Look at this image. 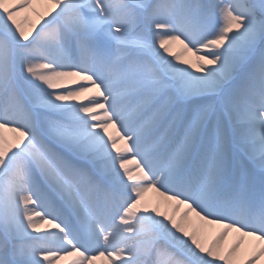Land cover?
<instances>
[{"label": "snow or ice", "instance_id": "1", "mask_svg": "<svg viewBox=\"0 0 264 264\" xmlns=\"http://www.w3.org/2000/svg\"><path fill=\"white\" fill-rule=\"evenodd\" d=\"M100 258L264 264V0H0V264Z\"/></svg>", "mask_w": 264, "mask_h": 264}, {"label": "bare ground", "instance_id": "2", "mask_svg": "<svg viewBox=\"0 0 264 264\" xmlns=\"http://www.w3.org/2000/svg\"><path fill=\"white\" fill-rule=\"evenodd\" d=\"M95 264H105V260L101 259V260H97L95 262Z\"/></svg>", "mask_w": 264, "mask_h": 264}, {"label": "rangeland", "instance_id": "3", "mask_svg": "<svg viewBox=\"0 0 264 264\" xmlns=\"http://www.w3.org/2000/svg\"><path fill=\"white\" fill-rule=\"evenodd\" d=\"M110 131H111V129H110ZM149 196H151V194H149ZM101 259H103V258H100V259H98V260H101ZM103 260H104V259H103ZM61 264H64V262L62 261Z\"/></svg>", "mask_w": 264, "mask_h": 264}]
</instances>
